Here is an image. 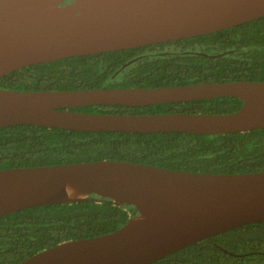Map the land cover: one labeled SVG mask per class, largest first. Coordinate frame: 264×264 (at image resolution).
<instances>
[{
    "label": "water",
    "instance_id": "95a60500",
    "mask_svg": "<svg viewBox=\"0 0 264 264\" xmlns=\"http://www.w3.org/2000/svg\"><path fill=\"white\" fill-rule=\"evenodd\" d=\"M0 0V76L75 55L211 33L264 16V0ZM128 63V62H127ZM235 96L228 113H92L70 108ZM225 134L264 128V80L20 91L0 87V128ZM94 194L131 205L116 230L67 240L17 264H148L206 237L264 222V170L209 173L124 160L0 169V216Z\"/></svg>",
    "mask_w": 264,
    "mask_h": 264
},
{
    "label": "trees",
    "instance_id": "16d2710c",
    "mask_svg": "<svg viewBox=\"0 0 264 264\" xmlns=\"http://www.w3.org/2000/svg\"><path fill=\"white\" fill-rule=\"evenodd\" d=\"M230 80H264V16L188 38L23 66L0 76V87L20 91L151 88ZM241 105L239 98L223 96L72 109L92 113H228ZM102 159L209 173L260 171L264 170V128L214 135L83 131L32 124L0 128V169ZM134 213L131 205L89 194L82 200L2 215L0 264H17L58 243L112 232ZM148 264H264V222L206 237Z\"/></svg>",
    "mask_w": 264,
    "mask_h": 264
},
{
    "label": "flooded vegetation",
    "instance_id": "af4514ba",
    "mask_svg": "<svg viewBox=\"0 0 264 264\" xmlns=\"http://www.w3.org/2000/svg\"><path fill=\"white\" fill-rule=\"evenodd\" d=\"M70 110H73L72 108H70Z\"/></svg>",
    "mask_w": 264,
    "mask_h": 264
}]
</instances>
